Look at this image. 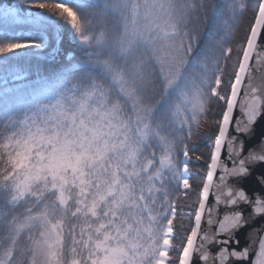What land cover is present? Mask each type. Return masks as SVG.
Returning a JSON list of instances; mask_svg holds the SVG:
<instances>
[{"label": "snow or ice", "instance_id": "obj_1", "mask_svg": "<svg viewBox=\"0 0 264 264\" xmlns=\"http://www.w3.org/2000/svg\"><path fill=\"white\" fill-rule=\"evenodd\" d=\"M34 6L97 72L0 118V264H264V0Z\"/></svg>", "mask_w": 264, "mask_h": 264}, {"label": "trees", "instance_id": "obj_2", "mask_svg": "<svg viewBox=\"0 0 264 264\" xmlns=\"http://www.w3.org/2000/svg\"><path fill=\"white\" fill-rule=\"evenodd\" d=\"M62 0H58L61 2ZM82 1L83 5L78 2ZM37 0H0V29H32L44 32L52 51H27L0 58V118L14 117L40 99L41 81L53 83L61 75L77 84L97 69L87 59L86 51L71 37L67 21L48 9L35 7ZM98 0H70L69 6L88 21ZM16 7L18 20L12 23L5 13ZM29 9L32 13L26 15ZM25 74L21 80L14 77ZM6 80V83H2ZM203 131V129H201Z\"/></svg>", "mask_w": 264, "mask_h": 264}, {"label": "rangeland", "instance_id": "obj_3", "mask_svg": "<svg viewBox=\"0 0 264 264\" xmlns=\"http://www.w3.org/2000/svg\"><path fill=\"white\" fill-rule=\"evenodd\" d=\"M70 0H62L61 2L66 3L69 6ZM79 4L83 5L82 1L78 2ZM32 13V10L29 9L27 12H25L26 15ZM7 15V18L14 23L16 20H18L19 16L17 15L16 7L11 8L10 11H7L5 13ZM68 23V22H67ZM69 25V24H68ZM70 33L72 39L79 44L81 47H83L86 51V55L88 53V46L86 44L81 43L77 33L72 29V27L69 25ZM25 41H37L40 46L39 47H29L24 49H17L13 52L6 53L3 55H0V58L7 57L9 55H14L18 53H23L27 51H52L51 48V41L50 38L42 31L32 30V29H23L20 28L16 32H13L11 28L7 29H0V45L10 43V42H25ZM25 74L18 75L14 77L12 80H21L25 78ZM60 79L53 82V83H45L44 81H41L40 85V99L38 102L34 103L30 107L26 108L23 112L17 115L16 118H22L26 114H30L31 112L35 111L38 107L51 103L54 101V99L66 88H70L73 85H76L77 83L72 81L71 77H67L64 75H61L59 77ZM2 83H6V80H3Z\"/></svg>", "mask_w": 264, "mask_h": 264}, {"label": "water", "instance_id": "obj_4", "mask_svg": "<svg viewBox=\"0 0 264 264\" xmlns=\"http://www.w3.org/2000/svg\"><path fill=\"white\" fill-rule=\"evenodd\" d=\"M255 78H256V83L258 85L264 86V69L257 71L254 73ZM241 118V114L239 113V109H237V119ZM262 128H264V125H261ZM202 227H206L205 224H202ZM241 239V244L244 245L246 244V241L244 240L243 235L240 237Z\"/></svg>", "mask_w": 264, "mask_h": 264}]
</instances>
